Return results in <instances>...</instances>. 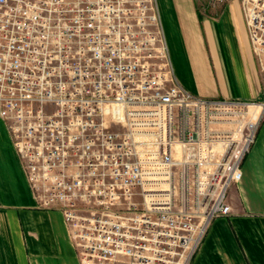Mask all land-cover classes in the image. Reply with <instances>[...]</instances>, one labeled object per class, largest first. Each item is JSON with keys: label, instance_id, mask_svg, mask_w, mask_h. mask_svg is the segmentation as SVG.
Instances as JSON below:
<instances>
[{"label": "built area", "instance_id": "1", "mask_svg": "<svg viewBox=\"0 0 264 264\" xmlns=\"http://www.w3.org/2000/svg\"><path fill=\"white\" fill-rule=\"evenodd\" d=\"M244 6L264 56V0ZM165 35L157 0H0V115L81 264H191L232 211L264 101L195 95Z\"/></svg>", "mask_w": 264, "mask_h": 264}, {"label": "crops", "instance_id": "2", "mask_svg": "<svg viewBox=\"0 0 264 264\" xmlns=\"http://www.w3.org/2000/svg\"><path fill=\"white\" fill-rule=\"evenodd\" d=\"M182 85L207 99L264 101V56L254 53L244 0H157ZM0 115V264H81L59 209L39 208ZM191 264H264V120Z\"/></svg>", "mask_w": 264, "mask_h": 264}, {"label": "rangeland", "instance_id": "3", "mask_svg": "<svg viewBox=\"0 0 264 264\" xmlns=\"http://www.w3.org/2000/svg\"><path fill=\"white\" fill-rule=\"evenodd\" d=\"M166 37H167V42H168V46H169V49H170V42H169L168 36H166ZM170 54H171V52H170ZM171 59H172V57H171Z\"/></svg>", "mask_w": 264, "mask_h": 264}]
</instances>
